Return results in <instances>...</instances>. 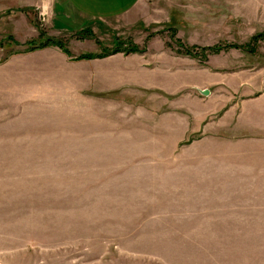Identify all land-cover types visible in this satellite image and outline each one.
Masks as SVG:
<instances>
[{"label":"rangeland","instance_id":"obj_1","mask_svg":"<svg viewBox=\"0 0 264 264\" xmlns=\"http://www.w3.org/2000/svg\"><path fill=\"white\" fill-rule=\"evenodd\" d=\"M142 2L106 25L0 0V264H264V121L245 117L264 0ZM106 53L143 58L151 83L73 90L90 60L72 58ZM246 158L262 169L231 168Z\"/></svg>","mask_w":264,"mask_h":264},{"label":"crops","instance_id":"obj_2","mask_svg":"<svg viewBox=\"0 0 264 264\" xmlns=\"http://www.w3.org/2000/svg\"><path fill=\"white\" fill-rule=\"evenodd\" d=\"M62 6H67L75 17L88 20L95 24H112L114 22H119L121 20L126 21V19L132 16V12L137 11L140 6H142V0H60ZM65 10V9H64ZM66 11V10H65ZM68 12V11H67ZM65 17H70V15H65ZM63 54V53H62ZM63 56V55H62ZM64 58V57H63ZM138 59L141 61L138 62ZM143 58L129 55L124 56L122 54H115L104 59H95L90 61H82L76 64H72L73 67L81 68L80 70L87 74V82H79L78 86L75 87L72 82L73 90L76 92H95V90L112 91L118 90L127 84H136L140 87L146 88L145 84L151 83V74L149 69L144 66ZM66 60V59H65ZM90 63V65H89ZM85 65L87 69L85 70ZM72 67V68H73ZM71 87V89H72ZM264 92V91H263ZM168 111L166 113L167 123L171 124V130L174 129V119L171 117L174 113L175 103L174 101L167 100ZM186 103H188L186 101ZM254 103V104H253ZM190 103H188L189 105ZM255 105V106H254ZM184 109L185 105L183 106ZM189 108V107H188ZM170 109V110H169ZM171 115V116H170ZM139 115L135 117L138 119ZM246 119L251 120V118H256L258 120L264 121V94L257 99V101L251 102L246 109ZM242 118V117H241ZM244 119V118H243ZM248 126H252L251 124ZM215 128L214 124L208 122L205 124L204 130H210V128ZM218 131V130H217ZM212 134V133H211ZM222 136L210 135L206 136V145H211L210 147L220 148L225 146V148L231 149L238 147L236 141H226L218 142ZM235 137H238L237 135ZM222 140V139H220ZM230 153L232 159L233 154H241L243 156H248L249 153L237 149L236 151H231ZM127 153V152H124ZM254 153V152H252ZM237 159V158H236ZM245 161L236 162L232 161L231 168L239 169L240 167L244 170L250 168L253 172L255 169H262L261 166L255 165L251 159H244ZM251 160V161H250ZM256 171V170H255ZM264 173V171H263ZM263 174H261L262 176ZM263 181V178L261 179Z\"/></svg>","mask_w":264,"mask_h":264},{"label":"trees","instance_id":"obj_3","mask_svg":"<svg viewBox=\"0 0 264 264\" xmlns=\"http://www.w3.org/2000/svg\"><path fill=\"white\" fill-rule=\"evenodd\" d=\"M57 46L58 48H60V50L65 54L67 55L68 57H71L72 55L70 54V52L64 47V45L61 43V42H48V43H45L43 45V47L45 46ZM42 47V46H40ZM135 48V47H134ZM135 50V49H134ZM119 50H115L113 53H117ZM136 51V50H135ZM122 52H124V54L126 55L127 54V51L123 50ZM107 55H111L109 53H106L104 55H101V54H81L79 55L78 57H73L72 59L74 61H80V60H92V59H101Z\"/></svg>","mask_w":264,"mask_h":264},{"label":"water","instance_id":"obj_4","mask_svg":"<svg viewBox=\"0 0 264 264\" xmlns=\"http://www.w3.org/2000/svg\"><path fill=\"white\" fill-rule=\"evenodd\" d=\"M200 92H201V94H203L204 96L209 94L208 90H202V91H200Z\"/></svg>","mask_w":264,"mask_h":264}]
</instances>
